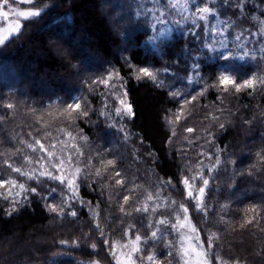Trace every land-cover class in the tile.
Returning <instances> with one entry per match:
<instances>
[{
    "label": "trees",
    "instance_id": "16d2710c",
    "mask_svg": "<svg viewBox=\"0 0 264 264\" xmlns=\"http://www.w3.org/2000/svg\"><path fill=\"white\" fill-rule=\"evenodd\" d=\"M11 2L14 9L41 14L23 20L19 33L0 45V181L16 180L36 193L0 188V264H117L119 254L131 252L136 233L150 236L159 218L172 219L176 205L152 212L148 202L147 213L135 211L148 191L157 190V203L189 207L205 248L211 229L220 237L212 252L239 264H264V86L239 93L218 86L222 74L238 84L264 77V0H187L186 6L176 0V8L168 0ZM198 6L215 15L199 20ZM141 68L156 80L137 78ZM109 75L106 87L102 81ZM118 95L132 115L116 114ZM77 102L87 116L67 109ZM56 137L84 153L77 158L75 148L68 150L83 170L75 194L66 183L39 174L29 178L36 165L25 158L37 153L35 141ZM108 159L115 167L103 171L101 162ZM116 170L125 188L141 186L126 205L123 195L129 193L109 175ZM198 172L210 180L206 216L185 199L181 183ZM169 179L172 185H161ZM49 205L64 211L52 212ZM253 206L259 216L241 227ZM159 227L162 238L141 243L136 264H149L140 257L153 253L157 264L182 263L178 233Z\"/></svg>",
    "mask_w": 264,
    "mask_h": 264
},
{
    "label": "snow or ice",
    "instance_id": "6c2138e0",
    "mask_svg": "<svg viewBox=\"0 0 264 264\" xmlns=\"http://www.w3.org/2000/svg\"><path fill=\"white\" fill-rule=\"evenodd\" d=\"M20 3H26L31 5L33 3V0H19ZM169 4L171 7L176 8V0H168ZM185 6L187 5V0H184ZM9 5V0H2L0 2V18L3 19L4 22H9L10 21V13L9 11H5V6ZM15 11L16 17L20 18L15 20V22H9L8 26L6 28H0V45H3L5 41L9 39L11 35L18 34L20 29L22 28V21L23 20H29L31 18L38 17L41 12L39 10H24V11ZM150 12L151 9H148ZM160 14V16L164 15L163 10H157ZM195 12L198 13V19L199 20H206L208 15H215L214 12L209 7H197L195 9ZM160 35H163L161 33ZM237 40L240 39V36L236 37ZM222 46H226L223 45ZM212 51H215V49H211ZM249 53H245V56H248ZM253 59L255 58L254 56L252 57ZM224 59H228L227 56L224 57ZM139 76L137 78L142 77H147L150 78L151 80L155 81L156 76L155 74L150 71L147 68H141L138 69ZM113 80V77L109 75V77L102 81V83L105 84L106 87L109 86V82ZM264 86V77H256L252 76L249 77L248 79L244 80L242 83H237L236 79L230 75L222 74L218 78V86L222 88L223 91L228 92L229 87L233 88L235 92L239 93L242 90L248 89V90H255L257 85ZM112 87H115L114 84L111 85ZM179 93H173V96L179 97ZM196 99L195 96L190 97L189 100H185V104L189 103L190 101H194ZM119 104L121 105L120 108H116V114L120 115L122 112L127 115H132V107L130 104H126L124 99L119 100ZM8 108H12V105L9 104L7 105ZM67 109L71 110V112H77L80 116H87V110L81 108V104L79 102L74 103V104H69L67 105ZM179 119V117H177ZM220 127H223L221 124ZM121 131H123L121 129ZM187 132L191 133L194 130L192 128H187ZM174 134V133H173ZM68 136H72L71 132L67 133ZM127 138V137H125ZM75 139V137H73ZM86 140L87 138L84 137ZM35 145L39 146V150L43 153L48 158V161L51 163V167L55 169L59 175H55L50 171H41L39 173L40 176H47L48 178L52 180L59 181L60 184H65L67 183V187L70 190H73L76 187V180L80 178L82 174V169L81 167L76 164L73 161L72 155L70 153H66L64 149H61L62 152H65V155L67 156V159H65L64 155H56L54 151H49L46 146L41 143L40 140L35 141ZM30 148H32L33 151H36L35 146L33 145H28ZM73 148L76 150V156L77 158L83 157L84 153L83 151L76 146L75 144L72 145ZM52 148H55V145H52ZM203 155V153H201ZM56 157V160H53V157ZM26 162L27 163H32L33 161L31 158L26 157ZM40 159H43L41 157ZM211 159V157H209ZM261 160H264V156H261ZM58 161V162H57ZM104 165L103 171H106L108 166H112L113 168L115 167V160L113 159H108L106 161L101 162ZM202 163V162H201ZM220 160L219 158L216 159L215 165L219 166ZM8 167L12 169L13 172L20 173L21 175H26L22 171V168L20 167H14L12 164H8ZM66 167H71V171H67L66 173ZM86 167H90V165H86ZM209 172L213 171V168L208 169ZM96 176H101L102 175V169L98 168L96 169L95 172ZM111 177L115 178V185L120 186L121 188L125 189V192L129 194L123 195V204L126 205L128 204L129 200L131 199L130 193L134 192L136 188L141 187L140 185H134L133 188H125V179L121 176V172L119 170L114 171V173L109 174ZM31 179L32 176H29ZM199 180L201 183L197 187L195 184V181ZM184 190L186 192L185 199L187 200H192L194 201V208L196 211L203 213L205 216L207 215V208L205 204V196L207 189L210 184V180L205 177V175L202 172H198L196 175L192 176L191 178L185 177L181 181ZM6 184H10L12 187H18L21 192L24 191H31L33 194L36 193V189H26L24 184H19L17 185L16 181H0V188L5 187ZM161 185L166 187L168 185H172V181L169 179L167 181H162ZM52 191H55L54 189ZM17 195H20V192L17 193ZM160 190H157L155 194L153 192L148 191L146 196L144 197L143 201V206H136L135 211L136 212H144L147 213L149 211L150 205L148 202H152L151 204V211L156 212L159 208L162 206H169V205H176V207L171 209V216L172 219L170 220L168 217H161L156 221V227L155 230L151 231L150 236H145L142 237L139 233H136L134 236V240L132 241V248L131 252L125 257L124 261L117 260V264H136V261L133 260V254L135 253H140L142 251L140 245L141 243H147L149 239L156 241L158 239H161L162 236H158L157 233L161 232V229L159 225L165 226V228H171L173 231H176L179 235V249H178V254L181 256L182 259V264H239V261L237 260H225L222 256H220L219 253H214L211 250L213 249L214 245L219 241L220 237L217 234V232L211 231V229L208 230V235H207V248H205V241L201 240L200 234L198 229L191 223L190 217H189V207L184 204L180 203L179 205L176 204L175 200L172 201H164V204L161 205L157 203L158 200H160ZM16 203V201H13ZM51 208L52 212H58V213H63L64 209L63 207H58L56 205H49ZM120 211L122 213L130 215V212H126V209L121 206ZM246 212H251L253 213L252 216L247 217L245 220V223L241 225V227H244L245 224H252L257 216H259V211L257 207L253 206L252 208L246 210ZM72 216H76L77 213L75 211H72L69 213ZM97 228H100V225H96ZM134 227V225H130L129 228L131 229ZM149 227H152L150 224ZM100 235L103 236V230H101ZM105 243H108L105 241ZM169 247H172L173 245L171 242H169ZM91 247L94 249L96 245L93 243ZM111 247L115 248L116 245L112 244ZM127 247V245H125ZM115 255V253H113ZM172 253L169 252L168 256H171ZM141 260L146 259L149 264H157V259L155 254H149L146 257L141 256ZM95 264H99V262H95Z\"/></svg>",
    "mask_w": 264,
    "mask_h": 264
},
{
    "label": "rangeland",
    "instance_id": "374dc122",
    "mask_svg": "<svg viewBox=\"0 0 264 264\" xmlns=\"http://www.w3.org/2000/svg\"><path fill=\"white\" fill-rule=\"evenodd\" d=\"M11 1L12 0H9V5H6L4 10L5 11H9L10 9H12V10L9 11V13H10V21L9 22H15V20L20 19V18L16 17L15 11H13L14 8L12 6V5H14V3H12ZM15 10H17V11H24V10L17 9V8H15ZM167 16L170 18L171 17V14L167 13ZM9 22H4L3 19L0 18V28H6L8 26V23ZM111 92H113L115 94L117 91H116V89H113V90H111ZM120 99H124L125 103L127 104L126 99L123 96L118 95V97H117L118 107L117 108H120L121 107V105L119 104V100ZM63 139H64L63 137L62 138H59V137L50 138V139H46L45 141H41V143H43L46 146V148H48L49 151H54L56 153V155H64L65 158H66L67 156L65 155V152L66 153H69V151H68L69 148L71 149L73 147L72 146H69V144H67V141H65ZM66 139L68 140L67 137H66ZM52 145H55V148L54 149L52 148ZM71 145H73V144H71ZM36 148H37V151H36L37 153L36 154H32V156L29 157L33 161L32 163H34L36 165L35 168H33V172L31 174V176L33 178H35L34 175H37L38 176V174L41 171H45V170L50 171V172H52L55 175H59V173H57L56 171H54V172L52 171L54 168L51 167V163L48 161V158L45 155V153H43V152H41L39 150V146L38 145H37ZM61 149H64L65 152H62ZM41 157H43V159H40ZM53 160L54 161L56 160V157L55 156L53 157ZM71 170H72L71 167H66V173H67V171H71ZM45 177H47V176H45ZM48 179H50V178H48ZM7 181H12V179H9ZM14 181H16V180H14ZM16 183H17V185L20 184V183H18V181H16ZM8 185H10V184H8ZM127 255L128 254H125L124 252L121 253V254H119L118 260L124 261L125 260V257Z\"/></svg>",
    "mask_w": 264,
    "mask_h": 264
}]
</instances>
